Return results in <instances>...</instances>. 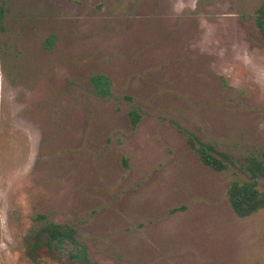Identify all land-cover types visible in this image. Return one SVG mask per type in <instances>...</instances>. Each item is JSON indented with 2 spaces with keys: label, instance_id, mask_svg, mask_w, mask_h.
I'll list each match as a JSON object with an SVG mask.
<instances>
[{
  "label": "rangeland",
  "instance_id": "374dc122",
  "mask_svg": "<svg viewBox=\"0 0 264 264\" xmlns=\"http://www.w3.org/2000/svg\"><path fill=\"white\" fill-rule=\"evenodd\" d=\"M263 4L0 0V264H35L37 214L78 231L38 264H264V209L227 200L264 152Z\"/></svg>",
  "mask_w": 264,
  "mask_h": 264
},
{
  "label": "trees",
  "instance_id": "16d2710c",
  "mask_svg": "<svg viewBox=\"0 0 264 264\" xmlns=\"http://www.w3.org/2000/svg\"><path fill=\"white\" fill-rule=\"evenodd\" d=\"M254 20L264 37V4L255 11ZM91 82L100 95L107 94L110 83L105 76L95 75ZM129 116L132 128L136 129L141 119L138 111H131ZM177 130L186 136L188 146L197 153L204 166L219 173L229 169L228 162L224 161L226 157L214 146L202 143L194 134L180 127H177ZM246 162L253 179L233 180L227 190L229 206L238 218L251 217L264 209V189H261L255 180L264 179V152L247 158ZM34 221L38 226L25 238L24 243L26 257L35 264L40 263L45 255H52L63 243L77 242L78 231L72 225L50 222L42 214H37Z\"/></svg>",
  "mask_w": 264,
  "mask_h": 264
}]
</instances>
